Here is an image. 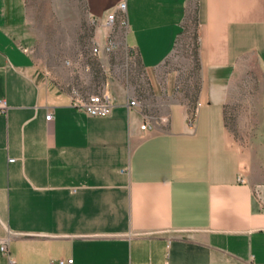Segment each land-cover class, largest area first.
Instances as JSON below:
<instances>
[{"label": "crops", "instance_id": "obj_1", "mask_svg": "<svg viewBox=\"0 0 264 264\" xmlns=\"http://www.w3.org/2000/svg\"><path fill=\"white\" fill-rule=\"evenodd\" d=\"M122 3L127 24L111 29ZM32 4L47 22L93 24L101 58L109 36L135 52L166 112L122 94L104 118L73 105L35 48ZM191 15L193 106L176 74L158 79ZM253 72L258 106L237 138L227 110ZM2 100L0 264H264V0H0Z\"/></svg>", "mask_w": 264, "mask_h": 264}, {"label": "rangeland", "instance_id": "obj_2", "mask_svg": "<svg viewBox=\"0 0 264 264\" xmlns=\"http://www.w3.org/2000/svg\"><path fill=\"white\" fill-rule=\"evenodd\" d=\"M40 1L44 4L47 0ZM32 5L33 20L43 35L35 48L44 62L43 67L62 89L76 90L82 96L109 90L114 96L122 94L138 99L151 116L160 117L166 112L169 101L156 99L151 76L143 69L138 56H129L122 47L115 50L106 47L101 58L100 52H94L93 24L82 22L74 27L47 22ZM194 18L192 15L189 17L173 54L158 73L162 82L168 74H176L182 90L179 99L191 105L196 102L202 85L199 39ZM244 83L246 87L239 90L227 110V125L237 138L242 137L250 126L251 113L258 106V74L249 73Z\"/></svg>", "mask_w": 264, "mask_h": 264}, {"label": "built area", "instance_id": "obj_3", "mask_svg": "<svg viewBox=\"0 0 264 264\" xmlns=\"http://www.w3.org/2000/svg\"><path fill=\"white\" fill-rule=\"evenodd\" d=\"M126 13V4L122 3L119 7L108 15L107 25L111 29L116 26L117 23L121 25H126L127 21L125 19ZM119 47V43L116 42L111 36H109V40L107 43V48L110 50H115ZM95 53H99V48H94ZM131 54V55H130ZM129 56H137L135 52L129 51ZM72 102L77 108L85 112L87 115L91 117H99L104 118L108 117L112 110L116 106V99L114 95L109 90H104L102 92L91 94L87 96H82L78 91L72 92ZM128 107L130 109H140L141 101L136 98H133L129 101ZM8 109V105L6 101H0V114L6 113ZM53 119V114L50 113L47 116V120ZM155 127V123L151 119L150 116L145 115V122L141 126V130L145 131L148 129H153ZM13 161V160H12ZM0 252L3 254L8 253V244L2 240H0ZM9 264H14L13 261H10ZM54 264V263H52ZM55 264H74L73 259H61L57 261Z\"/></svg>", "mask_w": 264, "mask_h": 264}, {"label": "trees", "instance_id": "obj_4", "mask_svg": "<svg viewBox=\"0 0 264 264\" xmlns=\"http://www.w3.org/2000/svg\"><path fill=\"white\" fill-rule=\"evenodd\" d=\"M195 24H196V20H195ZM196 29H197V25H196ZM194 104H195V103H194ZM194 104H193V105H194ZM193 105H192V106H193Z\"/></svg>", "mask_w": 264, "mask_h": 264}]
</instances>
